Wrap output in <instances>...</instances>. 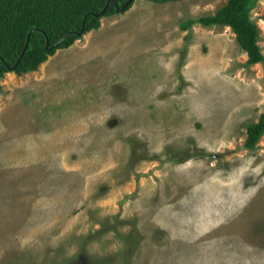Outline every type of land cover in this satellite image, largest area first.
Wrapping results in <instances>:
<instances>
[{
	"label": "rangeland",
	"instance_id": "1",
	"mask_svg": "<svg viewBox=\"0 0 264 264\" xmlns=\"http://www.w3.org/2000/svg\"><path fill=\"white\" fill-rule=\"evenodd\" d=\"M224 2L133 0L0 77V264H264V62L196 21Z\"/></svg>",
	"mask_w": 264,
	"mask_h": 264
},
{
	"label": "trees",
	"instance_id": "2",
	"mask_svg": "<svg viewBox=\"0 0 264 264\" xmlns=\"http://www.w3.org/2000/svg\"><path fill=\"white\" fill-rule=\"evenodd\" d=\"M165 3L178 0H146ZM257 0H225L212 14L196 19L201 25L226 26L246 55V64L264 62L256 44L257 29L249 11ZM133 0H0V77L20 75L37 66L56 49L68 47L81 34L98 27L101 16L121 13ZM84 17V18H83ZM83 18V26L80 31ZM191 20L180 24L188 26ZM46 42V44H45ZM25 45V47H24ZM264 132V113L245 126L243 145L252 148Z\"/></svg>",
	"mask_w": 264,
	"mask_h": 264
},
{
	"label": "crops",
	"instance_id": "3",
	"mask_svg": "<svg viewBox=\"0 0 264 264\" xmlns=\"http://www.w3.org/2000/svg\"><path fill=\"white\" fill-rule=\"evenodd\" d=\"M113 15V14H112ZM106 16H108V15H106ZM110 16V15H109ZM148 20V19H147ZM128 21H146V19L145 18H138V19H134L133 17L132 18H130Z\"/></svg>",
	"mask_w": 264,
	"mask_h": 264
},
{
	"label": "water",
	"instance_id": "4",
	"mask_svg": "<svg viewBox=\"0 0 264 264\" xmlns=\"http://www.w3.org/2000/svg\"><path fill=\"white\" fill-rule=\"evenodd\" d=\"M128 1H130V0H127V2ZM84 18V17H83ZM83 18H82V22H81V27H80V31H81V29H82V26H83ZM45 44H46V42H45ZM24 47H25V45H24Z\"/></svg>",
	"mask_w": 264,
	"mask_h": 264
}]
</instances>
